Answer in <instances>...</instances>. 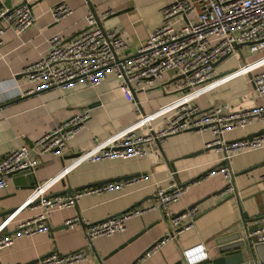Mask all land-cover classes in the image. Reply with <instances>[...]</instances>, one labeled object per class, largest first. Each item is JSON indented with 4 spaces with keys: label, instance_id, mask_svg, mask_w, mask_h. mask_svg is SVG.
<instances>
[{
    "label": "crops",
    "instance_id": "crops-1",
    "mask_svg": "<svg viewBox=\"0 0 264 264\" xmlns=\"http://www.w3.org/2000/svg\"><path fill=\"white\" fill-rule=\"evenodd\" d=\"M23 1L30 6L33 22L19 35L10 29H5L1 35L0 156L22 142L31 144L72 114L86 111L88 116L83 126L68 137L60 154L31 153L36 160L32 172L34 181L43 183L50 180L47 192L55 194L69 186L75 188L126 174L134 176L118 188L81 194L75 201V208L72 205L53 210L47 218L46 231L14 237L10 245L0 248V264H23L53 251L66 253L77 249L85 250L88 259L76 264H132L149 245L170 232L169 220L156 205L155 195L156 188L167 187L169 181L178 185L188 184L182 196L168 205L169 213L178 214L190 206H196L198 213L186 228L142 257L137 264H174L179 260L178 264H185L181 260V250L199 242L205 246L207 255L213 256L217 238L231 234L243 238L247 222L264 219V184L258 180L264 172V145L238 152L230 158V173L255 166L233 176L237 197H230L232 187L224 190L228 178L220 173L207 174L210 168L222 163L219 150L205 149L206 143L212 139L208 130L177 131L167 135L159 144L147 145L148 153L144 157L84 160L59 176L57 173L73 156L71 154L88 148L94 137L103 138L127 123L137 107L143 111L152 110L184 91L172 86V82L176 84L177 74L167 71L158 84L147 89L133 85V99L127 96L112 73L90 86L51 87L23 94L28 87L23 68L46 51L50 35L56 33L67 39L86 28L85 16L89 9L97 14L100 24L117 28L126 42L123 52L131 53L159 24L162 6L172 0H0V5H16ZM59 1L67 3L70 13L54 21L50 8ZM242 53L245 60H252L260 54ZM239 63L235 56L227 55L214 65L217 76L226 74ZM260 69L264 67L257 70ZM248 76H226L199 91L192 102L202 110L218 102H225L234 110L253 108L261 100L253 96ZM263 126L264 121L254 117L244 127L223 132V138L233 140ZM140 131L144 132V128ZM260 135L264 137V133ZM31 190L15 187L10 178L9 185L0 188V211L21 204ZM138 200L142 202L133 207L143 208V211L125 220L122 231L97 236L90 243L87 241L83 230L85 221L102 220ZM151 204L154 207H149ZM35 211L25 207L17 217H27ZM241 212L247 216L243 217ZM76 214L79 221L61 227L65 220ZM141 229L143 231L133 240L118 248ZM8 231H12V224H9ZM247 259L255 260V257L252 247L246 245L243 260Z\"/></svg>",
    "mask_w": 264,
    "mask_h": 264
},
{
    "label": "built area",
    "instance_id": "built-area-1",
    "mask_svg": "<svg viewBox=\"0 0 264 264\" xmlns=\"http://www.w3.org/2000/svg\"><path fill=\"white\" fill-rule=\"evenodd\" d=\"M50 13L53 20L58 21L70 13V8L66 2L59 1L51 6ZM160 13L159 24L148 32L133 52L124 53L126 42L117 28L100 24L97 14L89 9L85 16L86 28L69 39H63L56 33L50 35L46 51L23 68L28 84L23 94L51 87L69 89L80 84L90 86L112 73L127 96L132 98L133 85L147 89L158 84L167 71L181 75L176 80V87L184 93L149 111L137 107L127 123L103 138L94 137L88 148L71 156L57 173L59 176L84 160L144 157L148 153L147 145L159 144L167 135L191 128L208 130L212 139L206 146L215 145L214 149L222 153V163L210 168L207 174L220 173L228 178L231 174L228 162L234 154L264 145L262 135L231 141L223 138V132L244 127L254 117L264 121V69L257 70L264 67V0H172L162 6ZM0 20L1 45L5 29L19 35L33 22L34 16L29 4L23 1L16 5H0ZM236 44L240 45L236 47ZM243 45L246 52L260 54L252 60H245L240 49ZM222 55H233L242 62L226 74L217 76L214 62ZM233 74L249 75L253 96L261 100L259 105L234 110L227 103L218 102L202 110L192 102L199 91ZM87 116L86 111L72 114L31 144L22 142L0 156V188L9 185V174L21 170L33 172L36 160L32 152L36 155L60 154L68 137L83 126ZM143 128L144 132H136ZM132 179L52 195L47 192L50 180L36 183L21 204L0 216V248L10 245L14 237L46 231L50 213L72 206L81 194L118 188ZM258 180L264 184V172ZM187 186V183L178 185L169 181L167 187L156 188V205L169 220L171 229L149 245L132 264H137L142 257L186 228L198 213L196 206L187 207L174 215L168 211V205L179 199ZM230 188L231 185L227 184L224 190ZM25 207L36 211L18 218V212ZM142 211L143 208L132 207L96 222L85 221V237L90 243L97 236L122 231L125 220ZM9 224H12L10 233L7 232ZM243 238L249 242L264 241V219L247 222ZM207 257V250L200 242L181 250V260L185 264H194ZM87 259L88 254L83 249L66 253L53 251L31 264H76ZM235 264H256V261L247 259Z\"/></svg>",
    "mask_w": 264,
    "mask_h": 264
},
{
    "label": "water",
    "instance_id": "water-1",
    "mask_svg": "<svg viewBox=\"0 0 264 264\" xmlns=\"http://www.w3.org/2000/svg\"><path fill=\"white\" fill-rule=\"evenodd\" d=\"M69 39V38H67ZM240 45V44H236V47ZM227 55H222L220 56L215 62L214 65L221 59L225 58ZM181 75H178V77H180ZM187 130V129H186ZM188 130H193L188 129ZM264 133V126L254 132L248 133L245 136L242 137H238L235 138L233 140H237V139H242V138H247V139H251L253 137H255L256 135H260ZM231 141V140H229ZM209 148H215V145H208L205 147V149H209ZM78 153V152H77ZM77 153L71 154V155H76ZM224 161V160H223ZM256 165V164H255ZM255 166H250L248 168H245L239 172L236 173H231L228 177V182L225 184V186L227 184L231 185L232 187V193H230V197L234 195V197L236 198V191H235V186H234V182H233V176L240 174V173H244L250 169H252ZM11 177V180L13 182V184L15 185V187L17 188H27V189H32L34 188V186L36 185V182L34 181L33 178V174L31 172H28L26 170H21L19 172L13 173L12 175L9 174ZM134 176V174H126V175H122V176H117V177H111V178H107L104 180H99V181H95V182H91V183H86V184H82L79 185L75 188L72 187H66L63 190L55 193V194H60V193H71L72 190H80L86 187H93V186H101L102 184L108 182V181H119V180H127L130 179ZM52 195V194H50ZM142 202V200H138L135 203L131 204L128 208H125L123 210H120L118 212H115L114 214L110 215H118L130 208H132L134 205H138ZM73 207L75 208V203L73 204ZM238 207L240 209V204L238 201ZM15 208L11 207L5 210L0 211V216L5 215L6 213H9L11 211H13ZM241 211V210H240ZM243 217H246V213L245 212H241ZM77 218H71L68 222L64 223L61 227H68L71 224H74L75 222L80 220L79 215H75ZM108 216V217H110ZM85 225V224H84ZM143 231V229H141L139 232H137L136 234H134L133 236L127 238L124 242H122L118 248L123 247L126 243L130 242L131 240H133L137 235H139L141 232ZM8 233H10L11 231H8ZM251 246L252 247V252H253V256L255 257L256 260V264H264V241H254V242H250L242 237H240L238 234H231V235H226V236H222L220 238H217L216 240V254L213 256H208L207 258L198 261L194 264H235L238 262L243 261V250L245 248V246ZM115 251V250H113ZM112 251V252H113ZM111 252V253H112ZM46 254L42 255L40 258L44 257ZM34 260H29L23 264H31ZM180 262L177 261L174 264H178Z\"/></svg>",
    "mask_w": 264,
    "mask_h": 264
},
{
    "label": "rangeland",
    "instance_id": "rangeland-1",
    "mask_svg": "<svg viewBox=\"0 0 264 264\" xmlns=\"http://www.w3.org/2000/svg\"><path fill=\"white\" fill-rule=\"evenodd\" d=\"M241 49H242V51H243L244 53H246V51H245V46H244V45L241 46ZM240 62H242V60H240ZM172 86H173V87L176 86L175 81L172 82ZM133 116H134V115H133ZM130 119H131V118H130ZM130 119H129V120H130ZM136 132L139 133V132H141V131H140V129H138Z\"/></svg>",
    "mask_w": 264,
    "mask_h": 264
}]
</instances>
